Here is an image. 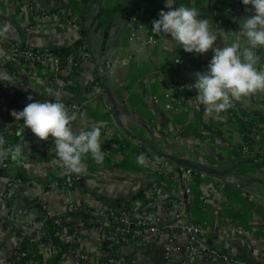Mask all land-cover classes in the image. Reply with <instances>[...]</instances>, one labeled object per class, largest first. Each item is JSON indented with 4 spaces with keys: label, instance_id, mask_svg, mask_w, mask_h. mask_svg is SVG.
Here are the masks:
<instances>
[{
    "label": "crops",
    "instance_id": "obj_1",
    "mask_svg": "<svg viewBox=\"0 0 264 264\" xmlns=\"http://www.w3.org/2000/svg\"><path fill=\"white\" fill-rule=\"evenodd\" d=\"M38 1L58 20L43 21L19 8L16 0H0V32L4 33L0 73L13 78L0 80V96L10 100L22 86L34 94L49 92L40 66L5 64L9 43L62 55L76 41H83L92 59L81 62L68 77L64 96L80 105L74 131L101 127L102 156L95 159L86 154L84 171L71 174L72 187L56 186L55 180H62L63 174L55 151L49 149L51 137L42 141L15 120L11 145H26V164L0 156V264L9 258L18 234L35 248L34 264H74L72 254L53 252L41 234L25 228L27 224L47 219L49 213L63 214L70 201L90 213L102 207H126L138 201L143 189L147 195L166 192L165 214L172 217L180 211L184 218L193 219L207 249L264 264V92L242 97L227 111L207 114L192 84L194 73L205 71L214 53L211 49L204 54L186 52L170 35L158 36L151 30L161 9L169 10L166 0ZM228 1L169 3L197 8L199 18L208 19L217 31L216 46L223 47L235 41L240 28L238 23L225 28L233 21L235 7ZM241 5L245 6L242 0ZM249 14L245 10L246 18ZM73 22L79 24V32L68 25ZM255 52L257 68L264 69V46ZM242 114L252 119L251 140L243 137ZM107 131L112 134L109 143L104 138ZM141 156L143 162L138 161ZM160 158L176 169L184 167L175 158L210 169L191 171L193 196L183 207L180 200L189 196L182 193L179 181L160 170ZM150 210L158 212L155 206ZM83 218L76 248L87 254L85 264H105L94 221ZM115 257L117 264H226L222 257L190 254L184 234L121 241Z\"/></svg>",
    "mask_w": 264,
    "mask_h": 264
},
{
    "label": "built area",
    "instance_id": "obj_2",
    "mask_svg": "<svg viewBox=\"0 0 264 264\" xmlns=\"http://www.w3.org/2000/svg\"><path fill=\"white\" fill-rule=\"evenodd\" d=\"M16 4L21 9L29 11L32 14H38L43 21L58 20L59 18L57 14L48 12L38 0H16ZM233 11H236V8H233ZM68 25L74 31H80L78 23L73 22L68 23ZM149 42L151 43L152 40H149ZM8 53V56L4 59L5 64L9 62L19 63L27 68L38 65L44 69L47 75V88L49 92L44 90L43 94L41 92L40 94H34L31 90L22 86L12 93L10 100H3L0 96V116L2 119V133L6 141L5 148L10 147L14 136L12 126L15 118L11 115V111L23 110L28 103L32 102L28 99L29 96L39 101H55L56 93H59L60 101L69 109V114L72 111L77 112L80 105L64 96L67 79L81 62L92 59V54L83 41L77 44L68 54L62 55L47 50L35 51L23 47L17 42L9 43ZM99 71H101V68H99ZM178 89L183 91L184 86L180 85ZM166 107L169 106L167 105ZM111 136L112 134L109 131L104 134L107 143L110 142ZM49 149L55 151V143L52 138L49 142ZM160 170L182 184V193L189 196L180 200L179 205L183 207L187 203V200L193 196L191 171L181 167L176 169L166 158H160ZM62 174V180H55L54 184L56 186L62 184L67 188H71L73 185L71 175H66L63 168ZM2 198L7 200V205L11 204L7 194H3ZM167 202L168 195L166 192L158 190V192L147 195L145 189H143V195L139 196L138 201L126 207H102L92 211L91 218L94 221V229L98 233V247L105 253V264H117L115 248L119 242L127 239L137 240L147 235L159 236L161 234H167L172 238H176L178 234H184L187 238L188 251L192 255L205 254L214 259L222 257L226 264H259L249 258L230 256L227 253L207 249L200 238V226L193 219L184 218L183 212L177 211L172 217L165 214L167 212ZM154 206L158 208L157 213H153L150 210ZM81 209L86 208L70 201L66 205L64 212H77ZM53 216L56 215L49 213L47 217ZM72 219L74 221L76 220L73 226L68 227L63 224ZM107 219L110 222H106L105 220ZM45 220L33 221L27 224L25 228L35 232V234H41L43 236V243L50 247L53 252L57 253L59 248L53 245L45 235L48 230V225L45 223ZM53 222L60 226L57 234L61 243H75L84 227L83 223L85 219L83 216L76 215L63 220L54 219ZM18 235V238L11 248L9 258L2 264H34L32 258H28V255L32 254L35 248L32 244L25 242L23 235ZM170 248L171 244H167L166 249L170 250ZM69 254L74 256V264H85L87 254L84 251L75 247Z\"/></svg>",
    "mask_w": 264,
    "mask_h": 264
},
{
    "label": "clouds",
    "instance_id": "obj_3",
    "mask_svg": "<svg viewBox=\"0 0 264 264\" xmlns=\"http://www.w3.org/2000/svg\"><path fill=\"white\" fill-rule=\"evenodd\" d=\"M242 3L251 5L246 9L250 14L240 25L235 41L223 47L216 46V29L210 26L208 19L199 18L200 13L195 7H174L166 0L169 10L161 9L159 18L152 21L151 30L156 35H170L186 52L204 54L210 49L213 51L207 69L194 73L195 83L192 84L197 90V100L209 115L227 111L242 97L264 92V69L257 68L259 57L255 52L264 46V0H242ZM4 79L12 82L13 78L0 73V80ZM28 99L32 102L21 111L12 110L11 115L16 121L23 122V129L30 128L40 140L46 141L49 137L54 140L55 157L66 175L84 171L82 157L86 154L101 158L100 126L74 131L72 124L77 119L76 112L69 114L59 93H56L55 101L34 100L31 96ZM5 143V137L0 134V156L8 158L10 155L17 164H26L24 143L17 142L8 148L4 147ZM138 161L143 162V157H138Z\"/></svg>",
    "mask_w": 264,
    "mask_h": 264
},
{
    "label": "trees",
    "instance_id": "obj_4",
    "mask_svg": "<svg viewBox=\"0 0 264 264\" xmlns=\"http://www.w3.org/2000/svg\"><path fill=\"white\" fill-rule=\"evenodd\" d=\"M229 4H232L233 6L235 5L234 8H236V11L232 10V17H233V21L232 23L229 21L228 26L226 25L225 28H229L231 25H233L234 23L237 26V23L239 25H241L243 23V21L246 19L245 17V10L246 7L241 5V0H229L228 1ZM232 27V26H231ZM81 41L78 40L76 41L72 46H70L68 48L67 51H65L67 54L69 53L70 50H72L77 44H79ZM53 52V51H51ZM243 118L241 117L240 120H244V122L242 123L243 126V137L247 140H251V130H252V126L253 123L251 122V117L245 114H242ZM246 118V119H244ZM174 161L177 163L178 166H182L184 168L189 169L192 172H199V170H201L200 168H196V167H192L190 165V162L187 161H183L180 160L178 158H175ZM203 171V170H202ZM76 215H80L83 217H92V214L90 212H88L86 209H81L77 212H64L63 214H59L53 217H47V219L45 220V223L48 225V230L46 231L45 235L48 239H50L51 243L53 245H56L59 248V251H57L58 255H61V253L63 254H69L71 250H73L76 247L75 243H61L60 239L58 238V230L60 229V226L56 223H54V219H66L69 217H74ZM109 219L105 220L106 222H110ZM76 223V221L72 220H68L66 222H64L63 224L65 226L71 227ZM92 224H87V227L91 226ZM28 258H32L33 259V254H29Z\"/></svg>",
    "mask_w": 264,
    "mask_h": 264
},
{
    "label": "water",
    "instance_id": "obj_5",
    "mask_svg": "<svg viewBox=\"0 0 264 264\" xmlns=\"http://www.w3.org/2000/svg\"><path fill=\"white\" fill-rule=\"evenodd\" d=\"M9 156H10V155H9ZM190 165H191L192 167L200 168L201 170H204V171H209V170H210L208 167H205V166L200 165V164L190 163Z\"/></svg>",
    "mask_w": 264,
    "mask_h": 264
}]
</instances>
